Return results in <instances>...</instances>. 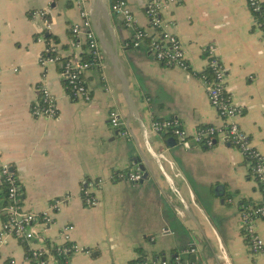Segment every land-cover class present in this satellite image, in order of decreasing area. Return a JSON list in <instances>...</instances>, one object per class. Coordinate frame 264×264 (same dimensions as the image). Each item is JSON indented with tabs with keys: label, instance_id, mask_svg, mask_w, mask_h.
<instances>
[{
	"label": "crops",
	"instance_id": "0c3cea01",
	"mask_svg": "<svg viewBox=\"0 0 264 264\" xmlns=\"http://www.w3.org/2000/svg\"><path fill=\"white\" fill-rule=\"evenodd\" d=\"M128 3L138 25L154 34L146 14L149 0ZM111 4L86 0L89 29L102 54V64L86 73L92 96L86 103L69 98L62 72L65 60L83 57L73 47L70 28L83 25L73 0H0V158L19 177L26 211L59 208L42 238L25 243L6 237L0 264L11 259L30 264L29 251L61 243L65 225L74 226L72 241L89 250L76 254L74 264L175 256L186 264H264V253L250 254L241 227L242 206L264 203L244 155L223 139L211 149L188 151L171 135L152 130L155 120L167 119L179 120L191 135L224 125L200 79L209 75L206 51L212 46L227 69V93L243 111L236 122L264 154L263 24L246 0H174L161 20L184 45L189 68L183 70L157 62L147 42L126 47L133 32ZM50 43L64 61L44 71L40 57ZM44 78L58 99L55 120L31 113ZM113 110L124 123L120 130L110 124ZM124 130L127 136L120 135ZM139 166H146L148 179L133 184L120 178ZM99 180L101 188L93 190L99 204L88 207L82 188ZM6 205L0 199V230ZM257 231L264 239V220Z\"/></svg>",
	"mask_w": 264,
	"mask_h": 264
},
{
	"label": "built area",
	"instance_id": "2783aa9c",
	"mask_svg": "<svg viewBox=\"0 0 264 264\" xmlns=\"http://www.w3.org/2000/svg\"><path fill=\"white\" fill-rule=\"evenodd\" d=\"M251 13L264 26V0H246ZM75 6L80 10L83 25L72 26L71 32L75 37L73 47L81 52V56L63 60L59 54L57 46L50 43L45 48L40 57L42 70L49 65L63 62L62 72L69 89V98L73 101H92L91 91L88 88L86 73L93 67L102 64L101 48L97 43L94 33L89 29L88 12L85 8L86 0H73ZM174 0H153L146 9V14L150 20V28L155 30L154 34H149L147 30L138 25L137 19L132 12L128 0H112L111 11L121 16L125 26L133 32L132 39L126 44L128 48H141L145 42L148 43V50L154 55L157 62L170 67L188 70L189 64L186 51L182 41L164 27L161 20V13ZM40 16L45 13L40 12ZM39 15V14H35ZM46 29L50 30V23L45 20ZM43 36L38 42H45ZM1 44V33H0ZM209 63L208 71L210 76L201 75L208 90V98L211 106L218 112L221 119L225 121L223 126L208 125L200 128L191 135L182 126L179 120H155L152 123V130L156 134H169L188 151L198 147L211 149L215 147L219 140L236 147L249 161L253 175L264 194V154L254 145L247 132H245L236 120L242 116V109L235 105L229 97L227 69L216 55L214 47L207 51ZM85 55L89 56L85 60ZM1 89V80H0ZM40 101L31 109L35 118L55 120L59 116L58 99L52 92L49 85L42 79L38 85ZM110 124L120 130L124 123L118 111L110 112ZM120 135L127 136V131H119ZM171 170L176 177H181V173L176 169L173 162L168 161ZM146 168V166H144ZM144 172L141 166L133 172L122 174L121 179L133 184H139L143 180ZM103 180L97 182H86L82 188V200L88 207H96L99 202L93 190L101 188ZM7 186V205L4 211L6 221L0 230V245L5 243L6 237H13L21 242L29 243L34 239L42 238L46 226L54 223L55 212L58 205L52 206L49 211L33 213L25 210L22 200V190L18 175L11 170V166L5 164L0 158V188ZM183 217V212L178 210ZM264 220V203L257 206H242V230L248 242L250 254L257 257L264 253V239L257 231V223ZM74 226L65 225L60 230L61 243L53 245L49 249H33L29 251L28 262L30 264H54L63 261V264H74L72 258L78 253H89V250L75 244L71 239ZM194 252V250H191ZM8 264H26L15 259L8 261ZM136 264H186L179 256L174 258H155L152 260H140Z\"/></svg>",
	"mask_w": 264,
	"mask_h": 264
},
{
	"label": "trees",
	"instance_id": "16d2710c",
	"mask_svg": "<svg viewBox=\"0 0 264 264\" xmlns=\"http://www.w3.org/2000/svg\"><path fill=\"white\" fill-rule=\"evenodd\" d=\"M89 59V56L85 55V60H88ZM210 76V73L209 75ZM1 194H0V199H5L6 200V203H7V193H8V189H7V186L4 185V186H1ZM60 263L63 264V261L60 260Z\"/></svg>",
	"mask_w": 264,
	"mask_h": 264
},
{
	"label": "water",
	"instance_id": "95a60500",
	"mask_svg": "<svg viewBox=\"0 0 264 264\" xmlns=\"http://www.w3.org/2000/svg\"><path fill=\"white\" fill-rule=\"evenodd\" d=\"M152 1H153V0H149V3L152 2ZM172 141H173V140H172ZM172 141L168 142V144L174 146V145H175V142H172ZM228 146H231V145L228 144ZM141 169H142V171L144 172L143 180H144V179H148V178H149V174H148V172H146V168H145L144 166H141ZM11 170L14 171V168H11ZM143 180H142V181H143ZM142 181H141V182H142ZM175 257H176V256H175Z\"/></svg>",
	"mask_w": 264,
	"mask_h": 264
}]
</instances>
